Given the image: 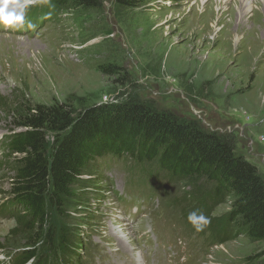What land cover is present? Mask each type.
<instances>
[{
  "label": "rangeland",
  "instance_id": "rangeland-1",
  "mask_svg": "<svg viewBox=\"0 0 264 264\" xmlns=\"http://www.w3.org/2000/svg\"><path fill=\"white\" fill-rule=\"evenodd\" d=\"M43 1L26 8L23 25H0V96L8 104L20 95L31 105L74 109L132 99L226 136L264 180V0H140L132 7L93 0L51 19ZM107 65L117 73L99 71ZM13 131L0 109V208L12 176L1 168V142ZM146 176L110 159L83 175L75 192L83 204L67 206L64 221L81 238L77 264H264V241L213 242L189 223V209L174 203L186 186ZM229 209L223 203L211 216ZM14 227L0 212V264H15L29 248L9 237ZM158 233L168 241L165 250L177 253L152 246L150 236Z\"/></svg>",
  "mask_w": 264,
  "mask_h": 264
},
{
  "label": "trees",
  "instance_id": "trees-1",
  "mask_svg": "<svg viewBox=\"0 0 264 264\" xmlns=\"http://www.w3.org/2000/svg\"><path fill=\"white\" fill-rule=\"evenodd\" d=\"M139 1L120 3L132 7ZM93 2L44 0L41 9L51 19ZM31 17L35 20L36 15ZM99 71L117 73L109 65L99 66ZM0 109L8 113L15 129L1 142L5 159L1 168L6 166L12 176L9 198L0 212L15 223L9 237L29 245L16 255L15 264L37 257V264H46L55 256L56 264H77L82 242L64 222L67 206L83 204V196L75 193L85 182L83 175L109 159L122 161L139 175L153 174L168 184L186 186L174 203L189 209L185 215L203 213L209 220L203 230L213 242L237 236L264 241V180L254 165L235 154L226 136L132 99L74 109L61 103L31 105L21 95L12 107L0 96ZM223 203H229V211L212 218ZM38 243L39 252L34 248Z\"/></svg>",
  "mask_w": 264,
  "mask_h": 264
},
{
  "label": "clouds",
  "instance_id": "clouds-1",
  "mask_svg": "<svg viewBox=\"0 0 264 264\" xmlns=\"http://www.w3.org/2000/svg\"><path fill=\"white\" fill-rule=\"evenodd\" d=\"M33 2L34 0H0V25L5 28L23 25L25 23V10ZM187 219L196 231L203 230L204 226L209 223L208 218L197 211L190 212Z\"/></svg>",
  "mask_w": 264,
  "mask_h": 264
},
{
  "label": "bare ground",
  "instance_id": "bare-ground-1",
  "mask_svg": "<svg viewBox=\"0 0 264 264\" xmlns=\"http://www.w3.org/2000/svg\"><path fill=\"white\" fill-rule=\"evenodd\" d=\"M203 2L207 1V0H202ZM140 262V261H139Z\"/></svg>",
  "mask_w": 264,
  "mask_h": 264
}]
</instances>
